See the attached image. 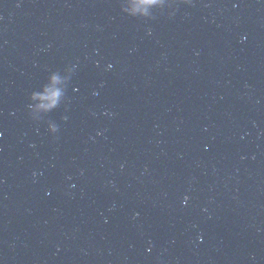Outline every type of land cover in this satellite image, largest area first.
<instances>
[{
	"label": "water",
	"instance_id": "95a60500",
	"mask_svg": "<svg viewBox=\"0 0 264 264\" xmlns=\"http://www.w3.org/2000/svg\"><path fill=\"white\" fill-rule=\"evenodd\" d=\"M104 264H264V0H163Z\"/></svg>",
	"mask_w": 264,
	"mask_h": 264
}]
</instances>
